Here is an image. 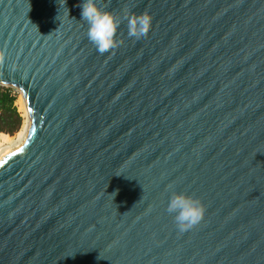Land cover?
<instances>
[{"label":"water","instance_id":"water-1","mask_svg":"<svg viewBox=\"0 0 264 264\" xmlns=\"http://www.w3.org/2000/svg\"><path fill=\"white\" fill-rule=\"evenodd\" d=\"M83 0H0V264H264V0H96L146 37L100 55ZM69 14H68V10ZM206 211L179 232L171 190Z\"/></svg>","mask_w":264,"mask_h":264},{"label":"clouds","instance_id":"clouds-1","mask_svg":"<svg viewBox=\"0 0 264 264\" xmlns=\"http://www.w3.org/2000/svg\"><path fill=\"white\" fill-rule=\"evenodd\" d=\"M65 5L66 0L62 6L67 8ZM79 7L81 8V20L85 21L88 26L87 39L100 55L119 46L120 42L116 39L117 30L123 21L127 22L128 36L137 40L146 37L151 28L152 17L147 11L141 14L126 13L121 20L114 13L99 7L96 0H83ZM3 63L4 55L0 53V65ZM166 211L173 215L177 230L183 233L201 222L206 209L199 198L172 189Z\"/></svg>","mask_w":264,"mask_h":264},{"label":"trees","instance_id":"trees-1","mask_svg":"<svg viewBox=\"0 0 264 264\" xmlns=\"http://www.w3.org/2000/svg\"><path fill=\"white\" fill-rule=\"evenodd\" d=\"M10 86H0V133H17L23 124L22 114L14 104L16 93ZM12 136V135H11Z\"/></svg>","mask_w":264,"mask_h":264},{"label":"bare ground","instance_id":"bare-ground-1","mask_svg":"<svg viewBox=\"0 0 264 264\" xmlns=\"http://www.w3.org/2000/svg\"><path fill=\"white\" fill-rule=\"evenodd\" d=\"M19 95H20V97H19V99H18V102H19V108L23 110V112H24V116H25V120H24L23 126H22V127L20 128V130L16 133V140H15L14 142H11V140H10V135L5 134V133H0V137H1V139H2L3 141H6V142H7V141H10V142L8 143V145H6V146L0 148V153L2 152V150H3L4 148L14 147V146H16L17 144H19V143L23 140V138H24V136H25V134H26V131H27V127H28V124H29V117H28V113H27L26 105H25L24 99H23V97H22V94L20 93Z\"/></svg>","mask_w":264,"mask_h":264},{"label":"rangeland","instance_id":"rangeland-1","mask_svg":"<svg viewBox=\"0 0 264 264\" xmlns=\"http://www.w3.org/2000/svg\"><path fill=\"white\" fill-rule=\"evenodd\" d=\"M0 86H5V85H0ZM12 92H15L16 93V99H15V101H14V104L17 106V110H19L20 112H21V114H22V117H23V120H22V122L24 123V120H25V116H24V112H23V110L22 109H20L19 108V102H18V99H19V97H20V93L14 88V90H12ZM21 125L23 126V124L21 123ZM21 126V127H22ZM12 135V136H11ZM10 135V140H11V142H14L15 140H16V133L14 132L13 134H11ZM1 138V137H0ZM10 141H3L2 139H1V143H0V148H2V147H4V146H6V145H8V143H9Z\"/></svg>","mask_w":264,"mask_h":264},{"label":"built area","instance_id":"built-area-1","mask_svg":"<svg viewBox=\"0 0 264 264\" xmlns=\"http://www.w3.org/2000/svg\"><path fill=\"white\" fill-rule=\"evenodd\" d=\"M0 143H1V138H0Z\"/></svg>","mask_w":264,"mask_h":264}]
</instances>
